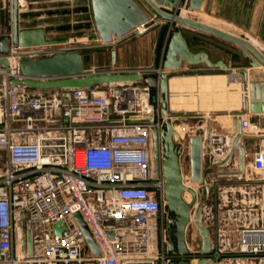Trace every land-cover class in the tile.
<instances>
[{
    "label": "built area",
    "instance_id": "1",
    "mask_svg": "<svg viewBox=\"0 0 264 264\" xmlns=\"http://www.w3.org/2000/svg\"><path fill=\"white\" fill-rule=\"evenodd\" d=\"M188 1L173 12L192 13ZM16 66L0 71L5 80L0 148L7 152V167L0 173V264H169L174 256L166 246L159 87L127 83L120 85L122 93L112 88L102 94L82 89H32L31 94V88L8 84L22 78ZM244 93L246 100L248 86ZM247 115L242 117L245 134L260 139L252 169L264 177V129ZM153 129L158 131L157 161ZM188 134L194 130L175 134L184 146V183L190 182ZM211 140L216 144L220 138ZM22 213L30 223L31 254L22 243L27 239ZM76 213L100 254L88 246ZM58 223L65 226L61 234L55 231ZM240 250L264 254V235L247 232ZM198 257L193 253L191 261Z\"/></svg>",
    "mask_w": 264,
    "mask_h": 264
},
{
    "label": "water",
    "instance_id": "2",
    "mask_svg": "<svg viewBox=\"0 0 264 264\" xmlns=\"http://www.w3.org/2000/svg\"><path fill=\"white\" fill-rule=\"evenodd\" d=\"M19 1L9 0L11 9L8 23V34L0 38V71L9 72L16 60V67L22 78H11L10 85H22L37 90H77L82 89L94 94H102V87L114 85V90L123 92L120 85L140 83L144 81L152 88L159 87V102L164 118L161 130L162 166L165 179L164 200L167 215V250L174 258L169 264H192L191 251L187 245L188 228L191 215L194 214V225L202 240L197 264H216L211 258L212 241L207 226L201 223V215L207 205L211 188L209 179L224 175H239L245 165L244 142L250 137L243 129V116L247 114L264 115V54L246 39L201 21L175 14L173 9L183 0H90V7L95 33L88 37L89 42H70L68 38L53 39L47 36L43 27H20ZM144 3L147 7L142 6ZM204 0H189L186 8L193 11L202 9ZM162 7H166L165 10ZM170 24L161 62L158 67L117 68V47L134 36L161 28ZM193 30L206 34L239 47L250 60V67L235 70L243 76L249 86V95L245 100V108L233 118L235 137L230 144V152L225 159L213 162L209 166L205 162L204 138L201 135L188 137V160L190 182L203 186L205 196L201 199L198 192L184 183L182 171V154L184 146L175 140L176 130L171 122L170 78L174 76L225 74L234 72L221 58L212 59L205 49H192L185 30ZM57 45H69L66 48L42 49ZM111 50L113 68L86 70L85 56L94 50ZM183 64L188 66L205 65L207 69L196 71L181 70ZM157 70L160 74H157ZM5 80L0 77V85ZM156 101V96H152ZM155 159L158 156V131L153 129ZM238 153L240 169L238 171L218 172L217 168L229 163ZM185 193L191 196L187 202ZM88 246L94 254L100 249L80 213L75 214ZM21 229L27 234L22 241L32 252L31 228L25 213L21 214ZM65 226H55L57 234H61Z\"/></svg>",
    "mask_w": 264,
    "mask_h": 264
},
{
    "label": "crops",
    "instance_id": "3",
    "mask_svg": "<svg viewBox=\"0 0 264 264\" xmlns=\"http://www.w3.org/2000/svg\"><path fill=\"white\" fill-rule=\"evenodd\" d=\"M9 3V0H8ZM6 1L0 0V13L6 8ZM65 4L67 7H77L86 10V16L88 21L92 23L94 28L92 12L90 7V0H20L19 1V21L20 27H43L46 31V25H28V23L34 19H38V12L41 10H50L55 5ZM142 6L147 7L144 3ZM168 10L166 7H162ZM237 11H245L248 13V22H240L236 17ZM235 12V14H234ZM201 15V17H216L219 16L222 21L233 20V26L237 32H241L244 36L242 38L249 41L248 36L256 37L260 41H264V0H204L202 9L195 11L194 14ZM234 17V18H233ZM3 14H0V20H2ZM10 20L4 22V26L8 25ZM2 23V21H1ZM206 23V22H205ZM208 24V23H207ZM166 25V24H164ZM161 28H156L145 32L143 35L139 36L140 44L137 47L136 56L130 59L128 55L131 48V38L124 40L117 47V68H139V67H158L161 62V57L163 54V49L167 39V35L170 29L164 26ZM211 25V24H210ZM214 26V25H212ZM165 27V28H164ZM216 27V26H215ZM224 29L222 27H217ZM197 32L193 30H185V36L192 49H205L210 52L211 58H221L233 69L234 72L230 75L225 74H200V75H188V76H174L170 78V95H171V122L176 128V132L179 129L177 121L181 117L186 119V123L182 122L181 126L184 133L188 130H194V135H201L204 138V154L206 165L209 166L213 162H218L226 158L230 152V144L233 141L235 134L233 131V118L242 112L245 108L244 101L242 105H239L237 88H239L240 78L235 70L241 67L233 64L232 60H226L222 56H213L210 49L197 46L194 35L192 37L188 36V32ZM47 33V31H46ZM200 33V32H199ZM231 33V32H230ZM8 32H4L0 38ZM203 35L202 33H200ZM234 34V33H232ZM238 36V35H237ZM138 37V36H137ZM205 37H212L204 34L201 36L202 39ZM149 41V45L144 44ZM251 42V41H249ZM227 43V42H226ZM254 44L253 42H251ZM160 46V47H159ZM161 48L160 53L158 49ZM42 49H46L42 48ZM96 51V50H94ZM94 51L91 54H86L85 56V69L86 70H99L93 63ZM101 53L110 51V49L100 50ZM244 57H246L244 55ZM247 58V57H246ZM12 64L13 63L11 61ZM244 68V67H243ZM249 68V67H245ZM184 71H196L201 70L196 67L188 66L183 64L182 69ZM229 78L234 88L226 83V88L231 93L230 95L234 97V103L228 101L225 104L226 107L219 109L221 113H216L213 110L202 109V101H200V92L202 90L213 87L221 81L223 78ZM226 78V79H227ZM228 82V80H227ZM141 86H148L144 81L140 82ZM210 86V87H209ZM220 86V85H219ZM107 87V88H106ZM114 85H105L102 87L104 89L111 90ZM150 87V86H149ZM221 87V86H220ZM1 88V86H0ZM152 88V87H151ZM37 90V89H36ZM212 90V89H210ZM220 92L224 89H218ZM234 90V93L232 92ZM105 91V90H104ZM212 90L210 92H214ZM223 93V92H222ZM195 99V100H194ZM1 102V101H0ZM238 102V105H237ZM241 103V102H240ZM218 114V115H216ZM212 115L221 118L220 121L213 120ZM250 115V114H249ZM247 115V116H249ZM245 116V118H248ZM252 120L258 122L264 129V115H253ZM214 121L217 124H213ZM193 136L188 134L186 137ZM219 137L220 141L216 144L212 142V138ZM255 138L257 144L253 148V154L259 147V138ZM186 139V141H187ZM187 144V142H186ZM188 148V144H187ZM248 147L244 144V150L246 157L249 156L247 152ZM247 150V151H246ZM240 169L239 155H235L234 159L227 164H224L216 169L218 172L227 171H238ZM185 184L190 186V182H185ZM209 185L211 188L209 205H206L203 209L201 215V223L208 227L211 234L212 241V255L211 258L216 261V264H221L222 252L227 251H238L243 239V236L249 233H256L258 235H264V177L262 174L255 175L252 168H249L248 164L245 163L243 172L239 175H224L209 179ZM198 192L199 199L205 196V190L203 186H195ZM190 196V195H189ZM187 202L191 200V196L188 199V195H184ZM235 203L240 208L235 207L234 211L229 210L227 204ZM250 203L249 212L244 204ZM192 228V238L189 236V229ZM187 245L191 251L201 250L202 240L198 233L197 228L194 225V214L191 215V225L188 228Z\"/></svg>",
    "mask_w": 264,
    "mask_h": 264
},
{
    "label": "rangeland",
    "instance_id": "4",
    "mask_svg": "<svg viewBox=\"0 0 264 264\" xmlns=\"http://www.w3.org/2000/svg\"><path fill=\"white\" fill-rule=\"evenodd\" d=\"M6 1V8L4 10L1 11L0 14H3V19L0 20V36L4 33V32H9L8 31V25L4 26V22L5 20H7V17H9V14L11 13V9L9 7V3L8 0ZM68 5L65 4H61L59 6V4L55 5L54 7H52V9L50 10H41L38 13L39 18L38 19H34L32 21H30L28 23V25H40V24H45L46 25V31H47V36L49 38H53V39H59V38H68L70 40V42H74V43H79V42H89L88 37L90 35H93L95 33L94 28L92 27V23L90 21H88V17L86 16V10H84L83 8H77V7H67ZM174 10V9H173ZM193 11V10H192ZM183 13V11L179 10L178 14L181 15ZM235 14V12H234ZM237 17V19L240 22H248V13L245 11H237L235 14ZM187 17L193 20H197V21H201V22H206L208 24L214 25L216 27H222V28H227L229 32L234 33L235 35L238 36H242L244 37L241 32H237L236 29L231 26L234 25L233 20H228V21H222L221 18L219 16L216 17H211V16H207V17H201V15H197L196 13L194 14V11L192 13H187ZM234 18V17H233ZM2 21V23H1ZM166 27H168V25L170 26L169 23H165ZM165 28V27H164ZM194 35L195 41H197L196 44L197 46H203L206 47L208 49H210L212 55L215 56H222L224 57L226 60H232L233 64H235L236 66H239L241 68H245V67H250V60L246 57H244V54L241 52V50L239 49V47H237L236 45H232L230 43H226L225 41H222L221 39L215 38V37H205L206 39H202L201 35L199 32H188V36L192 37ZM140 38L141 37H137L134 36L131 38V48L130 51L128 53V55H130V59H132L134 56H136V52H137V47L140 44ZM249 41L253 42L254 45L264 54V41H260L258 40L256 37H250L248 36ZM145 46L149 45V41H147L145 44ZM69 47V45H57V46H53V47H47L46 49H55V48H66ZM160 47V46H159ZM161 48L158 49V53H160ZM94 60L93 63L94 65H96V67H98L99 69H109V68H113L112 65V58H111V53L110 51H107L105 53H101L100 50H96L94 51V56H93ZM196 68H199L201 70L207 69V67L205 65H201V66H196ZM264 70V68H261ZM239 78H240V82H239V88H237V94L239 95L238 97V101H239V105H242V102L245 101V93H244V88L248 86V83H245V81L243 80V76L241 74H238ZM227 76V75H226ZM227 78V77H226ZM223 78L221 81L217 82L218 85L216 84L214 86V84H211L213 87L211 88H207L202 90V92H200V101H202V109H210L215 111L216 113H221L218 110L222 109L224 107H226L225 104L222 103H226L228 101H232L234 103V97L231 96L230 92L228 91V89H225L226 87V83L230 86L234 88V85H232L230 83V81H233L229 78ZM228 80V82H227ZM221 87H220V86ZM210 87V86H209ZM107 88V87H106ZM224 89V91H219L218 89ZM216 90L214 92H210L212 90ZM249 89V86H248ZM106 93H108L110 90L104 89ZM103 90V91H104ZM35 90L30 91L31 94H34ZM223 92V93H222ZM234 93V90L232 91ZM195 100V99H194ZM241 102V103H240ZM238 105V102H237ZM238 105V106H239ZM218 115V114H216ZM215 115V116H216ZM212 115V119L213 120H217L220 121L221 118H219L218 116L215 117ZM185 117H181L179 121H177V125H179L180 128H182L184 125L181 126L182 122L186 123V119H182ZM213 124H217L215 121ZM177 129L179 133H182L183 130L182 129ZM250 137V136H249ZM152 143L153 146H155L154 144V132L152 130ZM259 143V142H258ZM244 144L247 145L248 147V153L249 156L245 158V163L248 164L249 168H252V151H254L253 148L256 147V140L255 138H249L248 140H246L244 142ZM252 149V151H251ZM187 165V161L185 162ZM7 167V152L5 151V149H1L0 148V173H3L6 170ZM254 171V170H253ZM255 175H260L258 172L254 171ZM190 196H188L189 199ZM210 200V199H209ZM209 201L207 203V205H209ZM237 205L235 203H229L227 204V207L229 210H233L235 209ZM246 206V208L248 209L247 212H249L250 209V203H246L244 204V207ZM240 208V205L237 206V208ZM192 232L193 229L190 228L189 229V236L190 238H192ZM199 254L200 250H194L191 252V254ZM222 254H226V256H222V260H221V264H264V254H246V253H242L241 250L239 249L238 251H227V252H222Z\"/></svg>",
    "mask_w": 264,
    "mask_h": 264
},
{
    "label": "bare ground",
    "instance_id": "5",
    "mask_svg": "<svg viewBox=\"0 0 264 264\" xmlns=\"http://www.w3.org/2000/svg\"><path fill=\"white\" fill-rule=\"evenodd\" d=\"M181 16L182 17H186V18H188L187 17V12L186 11H183V13L181 14ZM203 23H205V22H203ZM205 24H207V23H205ZM208 25H210V24H208ZM212 26V25H211ZM215 27V26H214ZM220 29V28H219ZM222 30H224V29H222ZM229 32V31H228ZM251 43V42H250ZM252 44V43H251ZM252 45H254V44H252ZM255 46V45H254ZM256 47V46H255ZM257 48V47H256ZM258 49V48H257ZM11 61L13 62V63H15V59H11ZM238 97H239V95H238ZM239 100V99H238ZM247 151V150H246ZM188 185V184H187ZM189 186V185H188ZM195 186H197L196 184H192L191 182H190V187H192V188H195ZM185 195H188L189 196V194H187V193H185ZM197 262H198V260L197 261H193L192 262V264H197Z\"/></svg>",
    "mask_w": 264,
    "mask_h": 264
}]
</instances>
